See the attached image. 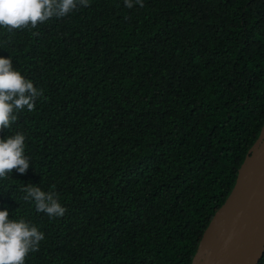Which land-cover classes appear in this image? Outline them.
<instances>
[{
	"label": "trees",
	"instance_id": "obj_1",
	"mask_svg": "<svg viewBox=\"0 0 264 264\" xmlns=\"http://www.w3.org/2000/svg\"><path fill=\"white\" fill-rule=\"evenodd\" d=\"M142 2L0 27V57L43 92L0 131L31 161L0 179V211L45 237L24 264H192L261 134L264 0ZM28 184L65 214L37 212Z\"/></svg>",
	"mask_w": 264,
	"mask_h": 264
},
{
	"label": "clouds",
	"instance_id": "obj_2",
	"mask_svg": "<svg viewBox=\"0 0 264 264\" xmlns=\"http://www.w3.org/2000/svg\"><path fill=\"white\" fill-rule=\"evenodd\" d=\"M135 3L144 6L142 0ZM80 6H89V0H0V27L9 33L35 29L53 17L67 16ZM125 6L132 8L133 0H125ZM42 95V90L13 67L11 57H0V131L9 129L23 110L33 111ZM25 139L19 132L0 139V179L11 176L14 169L21 175L26 174L31 161L25 155ZM21 191L22 199L34 202L37 212L50 218L62 217L66 212L55 192H45L31 184ZM44 238V234L24 218L9 220V212L0 211V264H24L29 253L38 251Z\"/></svg>",
	"mask_w": 264,
	"mask_h": 264
},
{
	"label": "water",
	"instance_id": "obj_3",
	"mask_svg": "<svg viewBox=\"0 0 264 264\" xmlns=\"http://www.w3.org/2000/svg\"><path fill=\"white\" fill-rule=\"evenodd\" d=\"M264 257V125L192 264H259Z\"/></svg>",
	"mask_w": 264,
	"mask_h": 264
}]
</instances>
